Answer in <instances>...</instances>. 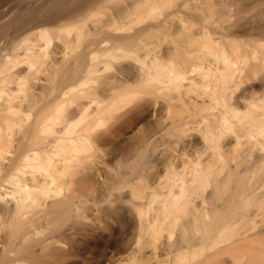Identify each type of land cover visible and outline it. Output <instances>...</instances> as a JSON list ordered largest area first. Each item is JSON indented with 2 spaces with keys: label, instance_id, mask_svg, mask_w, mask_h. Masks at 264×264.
<instances>
[{
  "label": "bare ground",
  "instance_id": "bare-ground-1",
  "mask_svg": "<svg viewBox=\"0 0 264 264\" xmlns=\"http://www.w3.org/2000/svg\"><path fill=\"white\" fill-rule=\"evenodd\" d=\"M41 1L42 0H36L34 1V4L35 5L37 3L40 4L39 2ZM66 1L69 3L70 0H66ZM106 1L108 0H97L96 2L92 1L93 3H90L91 2L90 0L89 4L85 6L86 7V9L84 8L85 14L86 11H88L89 14L91 12H95L98 9V11L95 12V15L94 14L91 15L94 17L93 20L96 21L92 22L91 25L88 24L90 27L93 28L90 29L94 31L93 33L96 36L91 41L81 46L75 45L74 44L75 40L73 38H72L73 41L72 39H67L68 37L66 39H62L60 45L57 46L58 49L56 48L57 50L56 51L54 50L55 51L54 57L60 59L59 60L60 62L58 61L56 63L54 60H52V58L48 60L49 57L47 56L46 49L51 39L50 37L51 32L52 34L56 33L60 31L61 28L49 29L45 27H40V28L36 27L38 29H36V31H34L31 34L36 35L37 37L36 40H43L44 46L41 45L40 43H36L35 40H32L29 37L25 38L24 36L25 39L24 40L22 39L23 42L21 43V45L20 46L17 45L16 48L14 47L16 50L22 49L21 54L23 55V57H19L18 54H14V55L10 54L13 57L7 58V56L5 57L6 54L2 52V49L0 50V124L1 125L4 124L2 125V127L4 126L6 127L4 129L0 125V216L1 215H4V217L8 216L9 224L14 228L15 227L19 228L20 226H23L22 220L24 218V215H26L29 210L37 206L43 205L44 202L43 200L44 198L47 197L46 193L50 194V192L52 191L50 189L51 184L54 182L52 184L54 185L57 182L56 178L58 173L56 171L53 173L54 168H56L55 164H59V163L61 164V162L63 163V161H67V160L70 161L71 159L74 160V158L75 159L77 158L78 156L77 152H80L79 150L81 149L80 144L78 145L80 141L77 137L75 136L73 137V135L75 131H77V127L80 124H82V122L85 119L87 118L90 119L99 112H101L102 110L100 111V109H105L103 108L104 102H107V100H114L116 99V97H118L119 100V97L122 96L125 97V95L127 96V94L129 95L128 92L130 91L132 93L133 92L132 90L134 88L131 87L132 88L131 89L129 87L130 89L126 91L127 86L130 85H144L145 88L147 87L151 89L166 88L173 85L177 89L178 88L184 89L183 90L184 94L188 96V99L185 101L188 104L186 105L182 103L181 104L184 107L190 104L191 106L193 105L192 109L190 108L191 106L190 107L188 106L187 107L189 108L188 110H191L193 112L195 106L194 110L196 111L199 110L198 111L199 114L200 113L202 114L203 110H208V109H211L208 110L209 112L213 110L215 111L214 117L212 116L214 118L213 120L214 124L213 125L206 124L204 125L205 128L201 129L200 132H198V134L200 133L199 137L201 136L200 138L202 140L199 141L202 142L203 147L205 146V149H203L202 151L206 150V146H207V148L210 149V154L209 156L202 158L201 156L203 155L201 154L202 151L197 150L198 148L194 149L191 141H188L187 143L184 142L186 143L185 146L188 147L187 150H190V152L186 151L185 153H180V158L183 164L182 165L183 170L181 169L182 172L179 175H177L181 180V186H179L180 191L177 192L178 194L176 195L173 194L172 192L173 190H171L170 192H168L167 195H165L164 198H162L164 200L162 201V205L161 204L160 205L163 207L164 212H166V213L162 212V214H165L166 216L170 215L173 224L175 223V221L178 224V222L180 221L179 216L180 217L184 216V219L182 218L183 221L181 222L180 226L176 228H175L176 226L175 224H174L175 226H173V228H175L174 230H177V228L179 230L176 241L170 242L169 239L168 240L163 239L157 242L156 238H158L162 234V233L160 234V232H162L161 231L162 227H159V225H157V221L156 222L154 221L155 218L154 220L153 218L152 220L147 219L148 221L145 222L143 219L144 212L140 210H138L139 213L137 212L139 218V225H140L139 235L137 236V238H140L146 230L147 233L149 232L148 229L150 230V235L148 236L153 237L152 239L155 240V243L157 242L156 243L157 245L154 246V249L152 251L154 252L155 250L156 252V249H160L164 254V258L162 259L163 262L162 263L155 262V264H264V112L258 111L259 113L257 112L250 120L246 121L249 124V126L245 129L243 133L233 134L232 136L234 137L232 138V140L230 137L231 141H227L225 143L226 148L224 146V143L222 144V142L225 140L224 138L227 137L226 140L229 139V136L226 133V131L231 129L234 123L241 122L244 119V117L242 116L243 115L242 113H244V111L242 110L243 108H240L238 103L232 102L233 101L232 98L234 91H236V89H239L237 91H240L241 86H243V88L247 86L244 83L242 84V82H244L243 80H246L245 77H242L243 73H245L249 67H251L250 72L253 71L255 68L254 67L255 65L254 66H249L250 64L247 65L249 62L250 55L249 57L246 55L251 54V51H249L250 49H252L251 44L249 43H243L244 45L242 44L244 46V52H250V53H244L246 55L236 56L235 58H232L231 55H229L226 50H222L221 52L220 48H223L222 46H224L223 45L224 41H223L222 46L219 48L221 54L219 52H215L214 54H216L217 56L213 55V57H209L210 54L207 53L209 54V56L207 57L206 56L207 54H203V52L201 53L200 51H199L200 53L198 52L199 48L201 50H204L202 49L204 46L206 48L207 46L211 45L210 41L212 44L214 45L217 44L218 46L219 43L218 39L215 38L216 42H213L214 40H212L211 38H210L211 40H207L209 42L205 40L204 42L206 44H204V46L202 44L201 47L200 42H198V40L196 39L197 34H195V38L194 35L190 34V36L187 37L185 40L184 38H182L181 41L182 40L183 41L182 42L180 41L181 44L178 43L176 46H170V47L167 46L165 47V49L162 50H160V48L157 50L154 47L152 49H147V50L145 49V56L144 59L140 60V66H138L137 68L133 67L135 69L132 71V73L135 75L136 79L134 80L133 83H132L133 80L131 81L132 84L129 82L128 83L122 82L121 84H119L120 82H118L119 86H116L117 82L115 83L113 81L115 78L119 77L117 75L118 77H115L113 79L112 81L113 83L111 82L112 85L115 84L114 86H110V85L106 86L104 83L105 81L103 80V82L101 81L102 83L99 82L98 84L100 88L105 86L101 90V92H99L98 90L99 88H97L96 86L95 88L93 87L88 89L84 87L86 77L96 72L102 71L101 68L107 67L112 59H120L122 56L128 55V53L134 49V45H136V43L144 35L157 30L159 31L160 26L168 22L167 20H164L162 23L150 24L146 27L136 29L133 31L131 30V28L129 29V27L127 28L125 27V25L130 20L132 21L133 18L136 19L134 15H137L139 18L140 17L139 15H142L143 12H147V10L150 9L151 5L156 4L155 2L152 4L151 0H125L126 2L123 1L124 4L123 2L122 3L120 2L121 5H119L120 3L118 4L119 6L115 5L118 6L116 9L113 6L115 10L113 15H109L111 16L109 18V22H106L109 16H107V20L106 21L104 20L103 22L101 18H98L97 15L99 14L101 16L103 15L102 12L106 11L105 8L108 5ZM86 2L88 1H85V3ZM105 3L106 5H104ZM32 4L30 5L33 8ZM81 4L80 7L84 6L83 4L82 5ZM57 6H55V8ZM76 7L80 8L79 6ZM153 7L154 6H152L151 8L153 9ZM67 8L68 6L66 7V9ZM73 8L72 10L75 11L74 10L75 8L74 9ZM99 10H101L102 12ZM10 11L11 13L15 12L14 10H10ZM51 11L53 12V10ZM54 11L56 12V10ZM28 12H30V10ZM47 13L48 12H46V14ZM78 13L82 15L81 11L80 12L78 11ZM105 13L106 12H104V14ZM49 14L51 15L50 11ZM229 14L230 13H228V11L224 9L220 11V16H224L225 18L222 17L224 19L228 18L226 16H228ZM10 15L9 16L6 15L7 17H5L3 21L6 20V18L9 19ZM53 15L54 13L51 16ZM66 15H68V13ZM77 15L73 17L74 20L76 19L75 17ZM83 15L81 17H83ZM51 16L49 17L47 15L44 18L47 19L49 17L50 20ZM69 17L72 18L71 15ZM168 18L169 17H167V19ZM54 19L56 21L55 17ZM99 19L102 22H100ZM59 20L57 21L58 23ZM62 20L63 19H61V21ZM53 21L52 23H54ZM1 22L2 21H0V23ZM32 22H30V24H32ZM48 23L49 22H47V24ZM1 24L3 25V22ZM9 24L14 25L11 23ZM167 25L165 24L164 26L167 27ZM23 26H27V25L24 24ZM68 26L69 24L65 27L63 26L62 27L66 31H68V29L71 28L70 26L69 27ZM15 27L17 28V26ZM72 27L77 29L76 37L83 34V30L79 25H74ZM180 27L181 26H179V28ZM12 30L15 31V29ZM23 30L24 29H22L20 33L22 32L24 33L25 30L24 31ZM168 30L170 33L173 30V27L172 29H168ZM180 30H177L176 33L181 32ZM205 30H206V34L210 35L207 36L211 37L213 35L208 32L209 30L208 31L207 29ZM205 30L201 34H204ZM220 30L222 29L220 28ZM17 31H19V29L16 30V32ZM164 32L165 31H163V33ZM15 34L18 35L17 33ZM6 35L8 38V32ZM10 35L9 36L13 38L14 35L13 34ZM1 36H0V41H1ZM215 37L218 38L217 34H215ZM3 39H5V36ZM226 39L230 40L229 37L225 36L224 37L225 42ZM11 40L8 39L7 41H10L11 43ZM57 41H54V44ZM260 41H264V40H260ZM195 43L197 44V46L199 43L200 47L198 48ZM234 45H238V43H236L235 40L231 43V46H233V48L236 47ZM258 45L260 48H262L260 49L262 51L261 58L264 61V53H263L264 42H260ZM215 46L211 45V47H215ZM8 48L9 47H7L6 49ZM252 52L253 53L251 55L255 54L257 51L256 52L252 51ZM255 57L256 56L254 55L252 56V59L254 58L252 61H255L256 59ZM189 59L193 61L195 59L194 63H191ZM245 59H248V61ZM258 59L259 58H257L256 61ZM22 61L26 63V68H24L25 67L24 65H23L24 67L23 66L20 67L25 69L24 70L25 73L23 72L24 74L20 76V74H15V72L17 73V71H14V66L17 62H22ZM253 64L256 63H252L251 65ZM43 66H45L46 69H43L42 71L50 70L49 71L50 74L49 75L47 74L48 75L47 77L41 79L40 76L36 77V75L39 71H41V68H43ZM129 69L130 68H128V70ZM18 70L20 72L23 71V69L22 71L21 69ZM115 71L117 72V70ZM129 71H131V69ZM123 73H125V70ZM132 73H129V76L130 74L133 75ZM125 75L128 76V73H126ZM125 75L122 74L120 75V77ZM123 78L126 79V76ZM30 81L34 82L35 84L37 83L38 89L35 90L34 93H32L31 95L29 94L30 96L26 97L27 93L29 92L27 93L24 92L26 95L24 93L22 95V93L20 92H23L27 89ZM252 83H254L253 79H252ZM249 84H251V82ZM33 88L35 87H32V89ZM247 91H248L246 92L247 96L242 94V97L244 96L243 99L247 101V103H249V107L255 106L257 104L260 108V103H261L260 101L263 102L261 103L262 105L264 104V89H262L261 92L258 90L260 94L257 95L255 93L256 91L255 92L253 91L252 94L249 93V90ZM190 93L195 94V96L190 95ZM237 93L239 92H236V94ZM247 93L251 94L249 95L250 97L248 96ZM254 97H258L260 98V100H257L258 98H254ZM83 98H90L91 102H96L97 103V105H95L96 107L92 106V108L95 109L90 110L91 112L88 111L91 104L89 102L85 103V101L82 102ZM197 98H203L204 100L197 101L198 100ZM256 102H260V103L258 104ZM72 103L76 105V108L74 107V104L72 105ZM69 104L73 108H75L73 112L71 111L72 108L68 110L69 108H67V106ZM99 104L102 105L101 108ZM181 104L180 107L182 106ZM217 105H219L220 107L218 108ZM242 105L247 106L246 104H242ZM184 107L182 108L185 109ZM167 109L166 111L163 112V113L166 112L165 114L167 115V118L164 119L165 122H168L166 121V119L169 118L168 115H170L171 117V114H167L168 113ZM183 109L180 110L183 111ZM65 110L67 112H64ZM68 111H70V114L72 112V114L68 115L69 114ZM160 111H162V109ZM165 114L161 116L164 117ZM196 116L197 114L195 113H192L190 115L192 119L197 118ZM158 119H160L161 121V117ZM18 123H21L20 125L24 135L20 139H19L20 135H18V140H12L8 137L7 134H5L7 133L6 129L11 128V126L13 125L14 128L11 129L12 131L11 130L10 131L12 132V134L14 132L15 135L14 130H16V132L19 130L18 128H15V124ZM25 123L27 124L25 125ZM88 124L89 122L87 123V125ZM163 124L165 123L163 122ZM198 125L200 126V124ZM162 126L164 128L165 125ZM162 126L159 127L160 128L159 131H161ZM82 127H81L82 130L86 128L83 125ZM90 127L93 128V126L90 125L89 128L87 126V129L90 130L91 129ZM3 129L6 130L4 131V133H3ZM48 133H52L51 135L54 136L52 138H49L51 136L48 137ZM69 133H71L72 136H70ZM76 133H80V131H77ZM154 134L156 133H152L151 136L152 135L154 136ZM163 138L159 136L157 139H159V141L160 140L163 141L162 140ZM161 141L160 144H158L159 147L162 144ZM166 143L169 144L170 141L168 142L167 140ZM193 144L195 143L193 142ZM196 145L198 146V144ZM199 146L201 145L199 144ZM241 147L246 148L245 152L243 153L244 155L242 154L243 156L242 155L239 156L237 155L239 153H236L237 150L240 149ZM229 153H232L231 156L235 154L236 155L233 156V158L229 159L227 158ZM75 154L77 156H74ZM171 154H175V153H171ZM69 157L72 158L69 159ZM173 157L176 156L173 155ZM176 159L174 158L173 160ZM58 166L61 165H57V168ZM172 167L176 168V165L174 166L173 163ZM57 168L56 170L58 171L60 167L58 169ZM53 174H55V176ZM212 176L215 182L213 183L212 187L209 185L211 187L210 190H206L205 189L206 187L205 185L203 186V184H206V182L208 183L209 179ZM177 178H175L174 181H176ZM179 178L177 181H179ZM137 180H136V184L138 182L139 187L138 185L134 187V189L138 187L137 188L138 191H136L137 193L134 194L137 197H139L138 196L139 193H141L143 188L146 187L147 185L143 186ZM57 186L58 184L56 185V187ZM56 187L55 189L57 191V189L59 188ZM160 187H161L160 180H155L153 182V188L152 190H150L151 191L150 193L151 196H149L150 203L153 202L155 203L156 201L160 200L158 196L159 192H157ZM172 187L170 188L172 189ZM44 189L46 191H48L47 189L51 191L46 192L44 191ZM34 190H36V192H34ZM145 191L147 192V190ZM145 191L143 193H145ZM43 194L46 197L42 196ZM160 196L163 197V195ZM48 201L49 200H47L46 203H49ZM53 207L54 209L59 208L58 206L57 207L53 206ZM46 217H48V215ZM25 221L26 218L24 222ZM32 221L33 219H31V221L29 222ZM169 224H170L169 227H172L171 223ZM31 225L32 223H30V226ZM34 227L35 225L33 226V228ZM172 230L173 229H171V231ZM169 231L170 230H168L167 232ZM30 234L27 235L28 237L27 239H30L29 236L32 235ZM171 234L173 235L172 232L171 233L169 232L168 236L165 235L166 238L167 237L169 238V235L170 238H172L173 236ZM176 234L177 233H175V235ZM4 236L5 233L4 235H2V237ZM2 237L0 236V238ZM1 240L2 242H4V240L6 239L3 238ZM24 240L26 241V239L22 240L23 243L25 242ZM153 240L151 241L152 247L154 245ZM9 253L10 251H6L3 253V255L7 256ZM8 259L10 260V258ZM17 264L20 263L18 262Z\"/></svg>",
  "mask_w": 264,
  "mask_h": 264
},
{
  "label": "rangeland",
  "instance_id": "rangeland-1",
  "mask_svg": "<svg viewBox=\"0 0 264 264\" xmlns=\"http://www.w3.org/2000/svg\"><path fill=\"white\" fill-rule=\"evenodd\" d=\"M34 1L36 0H0V21L3 22V25L1 24L2 22L0 23V29H1L0 36L3 34L1 36V41H0V50L2 49V52L6 54L5 57L7 56V58H12L13 56L10 54H13V55L18 54L19 57H23V55L21 54L22 49L16 50L15 48L17 45L18 46L21 45V43L23 42L22 39L24 40L27 37H29L32 40H35L36 43H40L41 45L44 46L43 40H36L37 39L36 35L31 34L40 27H45L49 29L50 28H61L60 31L53 33L54 35L51 32V36H50L51 39L46 49L47 56L49 57L48 60L52 58V60H54L56 63L60 59L55 58L54 54H55V51L58 49L57 46L60 45V43L62 42V39H66L67 37H68L67 39L73 38L75 40L74 44L77 46H81V45L88 43L93 38H95L96 35H94L93 33L94 32L92 30L93 28L90 27L88 24L91 25L92 22L96 21V20H93L94 17L91 15L93 14L95 15V12L98 11V9L95 12H91L89 14H88V11H86V14H85V10H84V8L86 9L85 6L89 4L90 0H70L69 3L66 0L64 1L63 0H59V1L58 0H46V1L42 0L41 2H39L40 4L38 3L36 4L37 6L34 4ZM85 1H88V2L85 3ZM92 1L96 2L97 0L96 1L91 0L90 3H93ZM123 1L126 2L125 0L106 1V3L108 4L105 8L106 11H104L106 13L104 14V12L99 10L102 12L103 15L101 16L99 14L97 15L98 12L96 13V15L98 16V18H101L103 22L104 20L106 21L107 16L113 15L114 10L119 5H121ZM151 1H152V4L154 2L156 3L155 5H151V7L154 6L153 9L150 7V9L147 10V12H143L142 15H139L140 16L139 18L137 15H134L136 19L133 18L132 21L130 20L131 22L129 21L125 25V27L126 28L129 27V29L131 28V30L133 31L136 29L146 27L150 24L162 23L164 20H167L168 22L165 24L172 26L173 30L169 33L168 29H172V27L168 25L166 27L164 26L165 24H163L161 25L162 27L160 26L159 31L157 30V31L150 32L144 35L136 43V45H134V49L130 51L128 55L122 56L120 59H112L107 67L101 68L102 71L96 72L86 77L85 84H84L85 88H88V89L93 88V87L95 88L96 86L97 88H99L98 89L99 92H101V90L105 86L100 88L98 86L99 82L102 83L104 80L105 81L104 83L106 86H109V85L114 86L115 84L112 85L111 82L113 81L115 77H118V76H119L118 77L119 79L115 78L113 81L115 83L117 82L116 86H119L118 82H120L119 84H121L122 82L131 83V81L133 80L132 81L133 83L136 78H135V75L132 73V71L138 66H140V60L144 59V56H145V49L146 50L152 49L154 47L157 50L159 48L160 50H162V49H165V47L167 46L169 47L176 46L178 43L181 44L180 41L182 38H184L185 40L187 37L190 36V34L194 35V38H195V34H197L196 39L198 40V42H200L201 47H202V44L203 46L204 44H206L204 42L205 40L207 41V40L212 39L214 40L213 42H216V39H218V42H219L218 46L217 44H215L216 45L215 46L210 41V44L215 47H211L210 45L205 48L204 46L202 48L204 50H201L199 48L200 47L199 43H198V46L195 43L196 46L199 48L198 52L200 51L201 53L203 52V54H207V53L210 54V56L209 54H207L206 55L207 57L208 56L213 57V55H216L214 54L215 52H219L221 54L222 50H226L227 53L231 55L232 58H235L236 56H243V55H246L244 53H250V52H244L243 43H249L251 44V47H252V49L249 50L251 51V54L253 53L252 51H255V52L257 51L256 53L254 52L255 54L253 55L256 56L255 57L256 59L261 58L262 51L260 49L262 48H260L258 44L260 42H264V41H260V40H264V35H263L264 33V0H151ZM26 2L28 3L31 2L30 4L33 3L32 5L34 9L32 8L30 4ZM57 2L58 3L60 2V3L58 4ZM81 3L84 5V6H81L83 9L80 7ZM106 3L104 5H106ZM27 5H30V6H27ZM115 5H118V6H115ZM55 6H57L56 7L57 9L55 8ZM67 6H68L67 8L68 10L66 9ZM76 6H79L80 8ZM113 6L115 7V9ZM181 7H182V10H181ZM72 8L77 13L78 11L79 12L81 11L82 15L84 14L83 17H81L82 15H80L79 13L77 15V13L72 10ZM28 9L30 10V12H28L29 11ZM223 9L228 11V13H230L228 16H226L228 17L226 19H224L225 18L224 16H220V11ZM10 10H14L15 12L11 13ZM51 10H53V12ZM54 10H56V12ZM49 11L51 12V15L53 13L54 15L51 16L49 14ZM46 12L48 13L46 14ZM61 12L62 13L65 12V13L62 14ZM35 13L36 14L39 13V14L36 15ZM67 13L68 15H66ZM29 14H30V17H29ZM45 14L46 16L47 15L49 17L51 16L50 20H49V17L47 19L44 18L46 17ZM6 15L8 16L10 15L9 19L6 18L7 22L6 20L3 21V19L7 17ZM70 15L72 18L69 17ZM75 15L77 16L75 17L76 19L74 20L73 17ZM40 16H42L43 18ZM52 17L53 19L55 17L56 21L55 19L53 21ZM110 17L111 16L108 17V20L106 22H109ZM167 17H169L168 18L169 20L167 19ZM61 19H63L65 22L63 20L61 21ZM58 20H59V23L57 22ZM13 21L14 23L15 22L16 23L14 24ZM52 21L54 23H52ZM30 22H32V24H30ZM40 22L42 23V25ZM47 22L49 23L47 24ZM9 23L14 24V25H10ZM22 23L26 24L27 26H23L24 24ZM28 24L31 26H29ZM68 24L72 28V29L69 28L70 32H69V29L68 31H66L63 28L67 26ZM177 24H180V25H177ZM74 25H79L83 30V34L76 37L77 29L72 27ZM173 25L174 26L176 25L175 28ZM15 26H17V28ZM179 26L181 27L179 28ZM220 28L222 30H220ZM223 28H225L226 30ZM12 29H15V31H13ZM18 29L19 31L16 32V30ZM22 29L25 30V31L23 30L24 33L23 32L20 33ZM205 29H207V31L209 30L208 32L213 35L209 37L210 35L206 34ZM177 30H180L181 32L176 33ZM204 30H205L204 34H201ZM163 31L165 32L163 33ZM7 32H8V38L6 35ZM9 32L10 34L14 35L13 38L10 37L12 35H10ZM15 33H17L18 35H16ZM173 33L176 35H174ZM215 34H217L218 38L215 37ZM4 36H5V39H3ZM220 36H221V39H220ZM225 36L229 37L230 40L226 39V42H225L224 40ZM8 39L11 40V43L10 41H7ZM232 39L233 41L235 40L236 43H238V45H234L236 46L235 48L231 46V43L233 42ZM6 41L9 43V45ZM54 41H57V42H55L54 44ZM223 41L225 42V44ZM222 42L224 46H222ZM4 44L5 45L7 44V45L5 46ZM221 46L223 48H220ZM7 47H9L8 48L9 50L6 49ZM219 48L221 49V52ZM251 54L246 55L248 57L250 55L249 62L247 65L249 64H250L249 66L255 65L254 66L255 68L253 71L250 72L251 67H249L246 70V72L243 73L242 77H245L246 80H243L244 82H242V84L244 83L247 86L244 85L246 87L243 88V86L240 85L241 89L242 90L245 89V90L242 91L240 89V91H237L239 89H236V91H234L233 98H232L233 100L232 102L238 103L240 108H243L242 110L244 111V113H242L243 114L242 116L244 117V119L241 122L234 123L231 129L226 131V133L229 136V139L226 140L227 139L226 137L224 138L225 140L222 142V144L224 143L225 148H226L225 143L227 141L232 140V138L234 137L232 136L233 134L243 133L245 129L249 126V124L246 121L250 120L258 111L264 112V107H263L264 104L263 105L261 104L263 103L262 101H260L261 103L256 102L258 104L260 103V108L257 104L255 106L249 107V103H247V101L243 99L244 96L242 97V94L246 95V92H248L247 90H249V93L251 94L253 91L254 92L256 91L255 93L257 95V94H260L259 91L261 92L262 89H264V61L262 58L260 59V61L259 59L257 61L256 59L255 61H252L254 58L252 59L253 55ZM245 60L248 61V59H245ZM194 61L190 60L191 63H194ZM251 62L256 63V64L251 65L252 64ZM22 66L26 68V63L23 61L17 62L15 64L14 71H17V73L15 72V74H20L21 76L25 73L24 72L25 69L20 68ZM127 66L128 68L131 69V71H129L130 69L128 70ZM17 68L21 69V71L23 69V71L20 72ZM43 69H46V67L43 66V68H41V71L37 73L36 77L40 76L41 79H44L50 74L49 72L50 70L49 71L46 70L48 71L46 72V71H42ZM115 70H117L118 73ZM124 70H125V73H123ZM126 73H128V76H129V73H132L133 75L130 74V76L128 77L127 75H125ZM122 74L126 76V79L123 78L125 76L120 77V75ZM247 79H248V82H247ZM252 79L254 80V83H252ZM250 82L252 85L249 84ZM30 83L26 89L27 91L25 90L23 92H20L22 93V95L24 92L25 93L29 92L27 93L26 97L30 96L32 93H34L35 90L38 89L37 83L35 84L34 82H31V81ZM32 87H35V88L32 89ZM129 87L130 88L134 87L132 90L134 93L133 92L131 93L129 91L128 92L129 95L127 94V96L125 95V97L122 96L123 98L119 97V100H118V97H116V99L114 100H107V102H104L103 104L104 106L103 108H105L106 111L105 109H100V111L101 110L102 111L95 115L96 118L94 116L90 119L89 118L85 120L83 119L84 121L83 120H82L83 122L81 121L82 124L79 123L81 126L77 125L78 126L77 131H80V133H76L77 131H75L73 135V137L74 136L77 137L80 141V143H78V145L80 144V148H81L79 150L80 152H77L78 156L76 154L74 155V156H77V158L76 159L74 158V160L71 159L70 161L67 160L68 162L63 161V163L61 162V164L60 163L55 164L56 168H57V165L62 166V167L58 166V168L60 167V169L57 168L58 171L56 170V168H54L53 170V173L55 171L58 173V175L57 173L56 175H57V178L59 179L56 178V181L58 182L59 180L60 183L56 182L54 186L52 185L54 183L53 182L51 184V187L48 185L50 189L52 190V191L50 190L51 192L49 191V189H47L48 191L45 190L47 187L44 189V191L50 192V194L46 193L47 197L43 194L42 196L46 197L43 200L44 201L43 205L37 206L29 210L28 213L24 215V218L22 220L23 226H20L19 228L17 227L14 228L9 224L8 216H5V217L4 215L0 216V234H1L0 236L2 237V235H4L5 233V236L0 238V248H1L0 249L1 251L0 263L2 264H5V263L15 264L16 263L17 264L19 262L20 264H155V262H161V263L163 262L162 259L164 258V254L162 253V251L160 249H156V252L155 250L153 252L152 250L154 249V246L157 245L156 243L163 239H167V240L169 239L170 242L176 241L179 230L178 228L177 230H174V229L180 226L181 222L183 221L182 218L184 219V216L182 217L179 216L180 221L179 222L177 221L178 224L175 221L174 223L176 225L175 226L172 222V218H170L171 217L170 215L166 216L165 214H162V212L166 213L164 212V209L161 206L162 201L164 200L162 198H164L165 195H167L168 192H170L171 190H173L172 191L173 194H176V195L178 194L177 192L180 191L179 186H181V180L177 176L182 172L181 169L183 170V167H182L183 164L180 158V153H185L186 151L190 152V150H187L188 147L185 146V144L188 141L192 142L194 149L198 148L197 150H201V151L205 149V146L203 147V144L201 142L202 141L200 138L201 136L199 137L200 133L198 134V132H200L201 129L205 128L204 125L206 124L207 125L214 124L213 117H214L215 111L213 110L209 112L208 110H211V109H208V110H203L202 114L201 113L199 114L198 113L199 110L198 111L194 110L195 106H194L193 112L191 110H188L189 108L187 107L188 106L190 107L191 104L185 107L182 105V104H185V105L188 104L185 101L188 99V96L184 94V91H183L184 89L183 88L177 89L173 85L166 87V88H159V89L157 88L151 89L147 87L146 89L144 85H130V86H127L126 91L130 89ZM236 92H239V93L236 94ZM249 93H247L248 96L251 95ZM190 95L195 96V94L193 93H190ZM254 98H258V97H254ZM197 99H198L197 101L204 100L203 98H197ZM257 100H260V98H258ZM83 101H85V103L89 102L91 104L88 111L94 110L95 108H92V106L96 107L95 105H97L96 102H91L90 98H83L82 102ZM70 104L67 106V108H69L68 110L72 108L71 111L73 112L74 109L76 108V105L72 103V105L74 104V107H75L73 108ZM180 104L182 105L181 107H180ZM242 104H246L247 106H244ZM192 106L190 107L191 109L193 108ZM101 107L102 105H100V108ZM182 107H184L185 109H183ZM217 107L219 108L220 106L217 105ZM154 109L156 110L157 113L155 112ZM161 109L162 111H160ZM166 109L168 112L167 114H171V117L170 115H168V117L171 119L169 118L166 119V121L168 122L164 121V119L167 118V115L165 114L166 112L163 113L164 111H166ZM180 109H183V111ZM64 112H67V111L65 110ZM68 112L69 114L68 113H65V114H68V115L72 114V112L71 114H70V111ZM192 113L197 114L196 116L197 118L192 119V117H190ZM163 114H165L166 116L164 115V117H162L161 115ZM160 117H161V121L160 119H158ZM162 119L165 124H163ZM88 122L91 126H93V128L90 127L91 128L90 130L87 129V126L88 128L90 126L89 124L87 125ZM161 123L162 125H165L164 128L161 125ZM20 124L21 123L15 124V128L19 129V130L17 129L18 133L16 132V130H14L15 135H14V132L13 134L11 132L12 131L11 129L14 128L13 125L11 126V128L6 129L7 131L4 130L6 128L5 126L2 127V125L4 124L2 125L0 124V125L2 128H4L3 133L4 131H6L7 133L5 134H7L10 139L18 140V135H20L19 139L22 138L24 135ZM26 124L27 123H25V125ZM198 124H200V126ZM82 125L86 127L84 128L85 131L81 129ZM160 126H162L161 131H159ZM152 133H156L157 136L156 134H154V136L153 135L151 136ZM51 134L52 133H48V137L51 136L49 138H52L54 136ZM69 134L70 136H72L71 133ZM13 135H14V138H13ZM159 136H161V138L165 136L164 137L165 139L164 138L162 139L163 141L160 140L163 144V146L161 144L160 147L158 145L160 144V141L159 139H157ZM230 137H231V140H230ZM167 140L168 142L170 141L169 144L166 143ZM193 142L195 144H193ZM196 144H198V146L200 144L201 146L198 147ZM245 149L246 148L244 147L243 148L241 147L240 149H238L236 153H239V154L237 155L241 156L245 152ZM171 153H175V154H171ZM201 154H203L201 155L202 158L209 156L210 149L207 148L206 146V150L202 151ZM173 155L176 156L177 159L176 157H173ZM231 155L232 153H229L228 155L229 157L227 156V158L231 159L236 154L233 156ZM70 158L72 157H69V159ZM174 158L176 160H173ZM172 162L174 163V166L176 165V168L172 167V164H173ZM53 175L55 176V174ZM177 177L179 178V181H177L178 180ZM175 178H177L176 181H174ZM154 179L160 180L161 182V187L157 191L159 192L158 196L161 201L159 200V201H156L155 203L153 202L154 203L153 204V203H150L149 196H151L150 190H152L153 188V182L155 181ZM136 180L139 181L140 184H142L143 186L147 185L146 187L143 188V190L144 191L147 190V192L145 191V193H143L144 191L142 190L143 192L141 191L139 195L137 194L139 197L135 195L137 193L136 191H138L137 188L139 187V183L137 182L136 184ZM179 182H180V185H179ZM214 182L215 180L213 179V176H212L209 179L208 183L206 182L207 186L206 184H203V186L205 185L206 190H210ZM57 184H58L57 187L59 189H57L56 191L55 187ZM137 185L138 187L134 189V187H136ZM170 187H172V189ZM34 192H36V190H34ZM160 195H163V197H161ZM47 200H49L48 201L49 203H46ZM63 200L65 201V204ZM53 206H56V207L58 206L59 208L54 209ZM158 209L161 212H159ZM138 210L144 212L143 219L145 222L148 221L147 219L152 220L153 218L154 220L155 218L154 221L155 222L157 221V225H159V227H162L161 229L162 232H160V234L162 233L160 235L162 237L159 236L158 238H156V241H157L156 243H155V240L152 239L153 237L148 236L150 235L149 229H148L149 231L148 233L146 230L145 231L146 233L144 232L142 234L141 236L142 238L140 237L141 239L137 238V236L139 235V230H140ZM47 215L49 218L46 217ZM25 218H26V221L24 222ZM31 219H33L34 222L33 221L29 222L31 221ZM168 222L171 223L172 227H169L170 224ZM30 223H32L31 226H30ZM34 225H35L34 227L35 229L33 228ZM173 226H175V228H173ZM170 228L173 230L171 231ZM168 230H170L169 231L170 233L171 232L173 233V235L172 234L171 235L173 236L172 237L173 239L175 237L174 240L170 238V235H169V238L168 237L166 238L165 235L168 236V233H169L167 232ZM175 233L177 234L175 235ZM29 234L31 235L29 236L30 239H27L28 238L27 235ZM3 238L6 239L4 240V242H2L1 240ZM23 239H26L27 241L26 242L24 240L26 242V243L24 242L25 245L22 241ZM152 240L154 243L153 247L151 244ZM6 251H10V253L7 256L3 255V253ZM8 258H10V260Z\"/></svg>",
  "mask_w": 264,
  "mask_h": 264
}]
</instances>
